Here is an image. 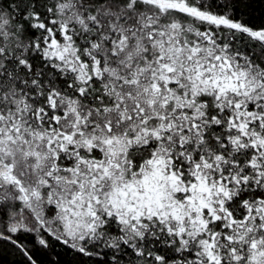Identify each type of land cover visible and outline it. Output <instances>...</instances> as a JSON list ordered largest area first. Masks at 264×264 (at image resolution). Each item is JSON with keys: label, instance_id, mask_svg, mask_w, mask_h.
Returning <instances> with one entry per match:
<instances>
[{"label": "snow or ice", "instance_id": "1", "mask_svg": "<svg viewBox=\"0 0 264 264\" xmlns=\"http://www.w3.org/2000/svg\"><path fill=\"white\" fill-rule=\"evenodd\" d=\"M0 264H264V0H0Z\"/></svg>", "mask_w": 264, "mask_h": 264}]
</instances>
